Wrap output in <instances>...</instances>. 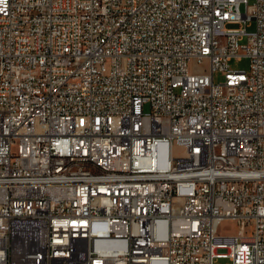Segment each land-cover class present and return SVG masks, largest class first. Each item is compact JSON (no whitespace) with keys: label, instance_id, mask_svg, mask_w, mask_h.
<instances>
[{"label":"built area","instance_id":"1","mask_svg":"<svg viewBox=\"0 0 264 264\" xmlns=\"http://www.w3.org/2000/svg\"><path fill=\"white\" fill-rule=\"evenodd\" d=\"M218 256L264 264V0H0V264Z\"/></svg>","mask_w":264,"mask_h":264},{"label":"rangeland","instance_id":"2","mask_svg":"<svg viewBox=\"0 0 264 264\" xmlns=\"http://www.w3.org/2000/svg\"><path fill=\"white\" fill-rule=\"evenodd\" d=\"M242 8L244 6L242 5ZM229 27H237L238 25L235 24H230L228 25ZM256 29V22L255 20H250L248 21V26H247V31L248 32H253ZM247 42V35H244V37L241 39L240 43L244 44ZM250 58L247 56H241L240 58H232L230 61V67L232 69H238V70H246L248 71L250 68ZM223 79V73L217 72L215 74V80L221 81ZM237 230V225L234 222L231 221H224L221 223L219 227V232L220 234H233ZM213 264H232V261L229 257L227 256H218L215 257Z\"/></svg>","mask_w":264,"mask_h":264}]
</instances>
